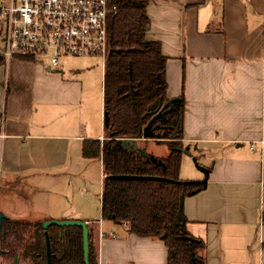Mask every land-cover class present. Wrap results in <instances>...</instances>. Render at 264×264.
Wrapping results in <instances>:
<instances>
[{"label":"crops","instance_id":"crops-1","mask_svg":"<svg viewBox=\"0 0 264 264\" xmlns=\"http://www.w3.org/2000/svg\"><path fill=\"white\" fill-rule=\"evenodd\" d=\"M147 10L167 95L185 101L186 149L212 163L206 187L185 197L186 230L204 240L205 264H264V0H149ZM0 58V212L88 221L99 264H167L164 241L102 215L103 160L82 147L106 133L82 84L73 79L72 97L53 84L68 82L60 67Z\"/></svg>","mask_w":264,"mask_h":264},{"label":"trees","instance_id":"trees-1","mask_svg":"<svg viewBox=\"0 0 264 264\" xmlns=\"http://www.w3.org/2000/svg\"><path fill=\"white\" fill-rule=\"evenodd\" d=\"M149 0H118V10L109 19L108 33L112 52L104 66V112L109 126L103 139H86L85 157H101L104 166L102 215L141 237L164 241L167 264H205V242L182 235L179 205L181 196H191L204 188L198 180L180 177L185 150L183 141V97L172 100L167 95V57L160 41L148 39ZM1 62V58H0ZM153 119L163 128L148 139L166 145L168 154L157 156L141 144L144 130ZM159 133V136L156 134ZM135 140L146 151L130 145ZM155 155L156 160L151 158ZM159 159L164 164L159 163ZM149 175L152 179H115L112 175ZM1 213V212H0ZM48 219L29 220L5 217L2 220L1 247L4 258L16 253H44L43 223ZM53 250V264H85L83 231L79 226L50 225L47 228ZM188 236L190 233L186 231ZM89 261L99 264L94 228L89 224ZM194 237V236H193ZM44 259V254H42Z\"/></svg>","mask_w":264,"mask_h":264},{"label":"built area","instance_id":"built-area-1","mask_svg":"<svg viewBox=\"0 0 264 264\" xmlns=\"http://www.w3.org/2000/svg\"><path fill=\"white\" fill-rule=\"evenodd\" d=\"M117 10L118 0H0V54L50 69L63 56H103L104 70L109 19Z\"/></svg>","mask_w":264,"mask_h":264},{"label":"rangeland","instance_id":"rangeland-1","mask_svg":"<svg viewBox=\"0 0 264 264\" xmlns=\"http://www.w3.org/2000/svg\"><path fill=\"white\" fill-rule=\"evenodd\" d=\"M1 34L2 33L0 31V35ZM103 63H104L103 56H73V57L63 56L61 57V64L59 67L64 71L65 74L64 77L68 80V82L66 84H60L58 81H53V84H55L61 90V92L67 93L72 97L79 95V89L71 83L73 79L79 81L85 90L84 93L85 97L88 98V106H89L90 114L93 113L94 116L99 120V123H101L102 130H104L105 128L104 107H103V103H104L103 102V93H104ZM141 144L144 145L147 148V150H151V152L152 150H154V148H157L156 146L158 145L155 141L150 143L149 139H147L146 141L145 140L141 141ZM165 148L168 149L166 145ZM185 150H186V145H185ZM185 150L181 162L180 177L181 178L186 177L187 179L185 180H195V181L202 180V179H196L199 178L200 176H203V178L205 176V172L202 169H200L197 163L205 167H210L212 163L208 161L209 164H206L204 161H202L203 157H201L200 153L193 151L195 149L190 150L189 154L185 153ZM163 154L167 155V152ZM194 157H196V160L194 159ZM95 163H98V161L96 160ZM89 172L91 175H98L97 168H95L94 171L90 169ZM101 187L102 185H100V183L97 182L95 183V186L93 188L95 198L99 195V192L102 191Z\"/></svg>","mask_w":264,"mask_h":264},{"label":"water","instance_id":"water-1","mask_svg":"<svg viewBox=\"0 0 264 264\" xmlns=\"http://www.w3.org/2000/svg\"><path fill=\"white\" fill-rule=\"evenodd\" d=\"M150 28V25L147 27V29ZM112 52V48H109V53ZM176 98H173L172 100H175ZM104 125L105 127L109 126V116L107 112H104ZM163 128V125L157 124L153 127V119L150 121L149 125L147 126V128L144 130V139H148L149 136H151L153 134V132L155 130H159ZM157 136H159V133L156 134ZM130 145H133L136 149H139L141 151V153L143 155H146V151L143 150L138 143L135 142V140H128ZM185 153L189 154V151L186 149ZM151 158L153 160H156L155 155H152ZM194 159L196 160V158L194 157ZM159 163L164 164L163 161L161 159L158 160ZM197 165L200 167V169H202L205 172V178L201 181L203 183V186L206 187L207 185V181H208V176H209V167H205L203 165H199V163H197ZM112 178L115 179H141V178H146V179H152V178H159L157 176H149V175H128V174H117V175H112ZM184 201H185V197L181 196L180 198V205H179V216L181 219V231H182V235L185 238H189L190 240H198L196 237L193 236H188L186 234V227H185V215H184ZM7 217L5 214L0 213V232H1V224H2V220L3 218ZM59 225V226H79L82 228L83 231V251H84V261L85 264H90L89 261V244H90V237H89V224L88 221L86 220H82V219H49L47 221H45L43 223V227L45 229V237H46V245H47V253H48V260H49V264H52V260H51V256H52V252H51V239H50V234L47 230L48 226L50 225ZM1 248H0V253H1ZM16 263V261H15Z\"/></svg>","mask_w":264,"mask_h":264},{"label":"flooded vegetation","instance_id":"flooded-vegetation-1","mask_svg":"<svg viewBox=\"0 0 264 264\" xmlns=\"http://www.w3.org/2000/svg\"><path fill=\"white\" fill-rule=\"evenodd\" d=\"M49 220V219H48ZM1 231H2V224H1ZM0 237H1V232H0ZM46 241V237H45ZM0 248H1V253H0V264H49L48 260V253H47V245L44 250V259L40 251L33 250L31 253L24 254L23 252L16 253L12 258L6 259L4 258L3 254L6 253V250H4L1 247L0 243ZM51 252H52V264H53V250H52V245H51ZM16 261V263H15Z\"/></svg>","mask_w":264,"mask_h":264}]
</instances>
